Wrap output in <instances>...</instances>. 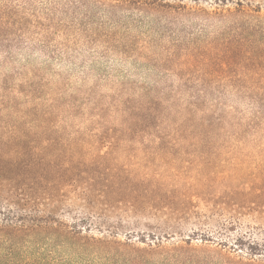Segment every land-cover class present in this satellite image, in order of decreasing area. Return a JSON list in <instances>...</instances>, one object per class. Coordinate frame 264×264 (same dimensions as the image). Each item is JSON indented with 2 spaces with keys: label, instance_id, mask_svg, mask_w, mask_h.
Instances as JSON below:
<instances>
[{
  "label": "trees",
  "instance_id": "16d2710c",
  "mask_svg": "<svg viewBox=\"0 0 264 264\" xmlns=\"http://www.w3.org/2000/svg\"><path fill=\"white\" fill-rule=\"evenodd\" d=\"M95 1L112 9H126V4L190 11L186 5H162L159 0ZM255 1L261 4L264 0ZM50 9L44 19L29 17L25 10L9 8L0 0V264H73L68 260L71 257L95 254L97 249L112 254L127 247L129 231L134 230L130 223H123L127 219L119 212L158 210V199L153 203L135 188L155 177L149 165L142 173L135 171L141 156L138 145L158 142L184 147L222 140L264 146V82L200 76L216 73L203 65L209 55L220 60L225 54L190 45H161L164 63L178 62L174 71L165 73L193 72L200 79L158 83V92L126 78L86 85L90 72L82 68L84 61L77 66L83 83H76L53 71V65L80 53L73 46L74 37L62 30L70 25L55 20ZM115 25L114 21H97L87 29L88 36H104L105 41L111 39L132 49L137 41L130 36V28L122 32ZM248 26L233 36L213 37L205 46L232 54L249 53L248 45L254 44L264 60V38L259 37L264 28L255 34ZM59 34L65 37L56 38ZM138 48L146 49L142 44ZM68 50L76 52L67 55ZM38 52L43 58L34 63ZM90 52L93 59L99 53L94 48ZM141 54L133 51L129 56ZM227 66L226 62L220 70ZM230 91L237 102L247 103V109L237 111L236 100H226ZM143 226L151 227L150 223ZM126 227V240H122L118 230ZM149 234L151 240L158 239L155 233ZM200 240L211 238L201 235ZM245 242L250 254H256V241L242 234L233 240L240 246ZM187 249L191 248L179 247L178 252Z\"/></svg>",
  "mask_w": 264,
  "mask_h": 264
},
{
  "label": "rangeland",
  "instance_id": "374dc122",
  "mask_svg": "<svg viewBox=\"0 0 264 264\" xmlns=\"http://www.w3.org/2000/svg\"><path fill=\"white\" fill-rule=\"evenodd\" d=\"M2 1L8 3L9 8L16 6L25 10L29 17L41 16L42 19L51 8L55 20L61 19L64 25H70L67 30H62L67 31L69 37H74L73 46L80 54L71 57L70 61L53 65V71L76 83H83L82 73L77 67L83 61L86 64L82 63V68L90 72L86 85L97 81L109 84L126 78L147 87L152 86L158 92V83L177 82L181 78L191 81L200 79L193 72L182 75L165 73L174 71L178 62L164 63L160 57L161 45H175L178 48L190 45L206 52L225 54L220 60L209 55L203 65L216 73L210 77L200 75L202 78L226 82H264L263 56L253 48L254 44L248 45L249 53L241 50L228 54L206 47L211 38L221 34L228 37L236 35L246 25L257 34L259 29L264 28V1L261 4L255 0L158 2L173 6L183 4L189 7L188 12H168L158 9V6L126 4V9H112L95 0H79V4L78 0H72L69 5L66 3L70 0ZM108 1L119 4L128 0ZM105 20L114 21L122 32L128 26L130 36L137 41L134 47L131 49L111 39L106 42L104 36L102 39L88 36L89 26L94 28L97 21ZM86 22L89 24L86 25ZM104 24L107 28V22ZM55 37L60 39L65 34ZM259 37L264 38V29ZM176 39L181 40L180 43ZM141 44L146 49L140 50L138 46ZM92 48L99 52L95 54V59L90 52ZM120 49L127 50V53L122 54ZM74 51L68 50L67 55ZM133 51L142 52L141 57H130ZM247 55H250L249 59ZM42 58L41 52L35 53L33 62L41 61ZM226 62L228 66L225 71H221L220 68ZM105 73H108V77ZM236 97L233 91L227 92L225 96L227 101L236 100L237 111L247 109V103L237 102ZM136 148L141 156L139 165L134 167L135 171L142 173L145 165H149V173L155 176L135 187L136 191L146 199H152L153 203V199H158V204L155 203L158 210L150 207L142 214L138 211L134 214L119 212L127 219L123 223H130L134 230L129 231L131 233L127 240L125 234L129 229L118 230L117 237L126 240L127 247H120L112 254L97 249L95 254L84 253L68 260L73 264H264V146L219 140L218 143L184 147L159 145L158 142L144 143ZM198 165L200 168L196 170ZM124 208L127 211L130 209ZM143 223H150L152 228L143 226ZM154 225L158 226L157 230ZM223 227L228 229L224 231ZM149 232L158 237H154L155 242L150 239L151 236L148 237L151 234ZM240 234L258 243L256 254H250L247 242L243 246L233 243ZM201 235L211 240L202 241ZM141 238L144 242H140ZM179 247L191 249L180 253Z\"/></svg>",
  "mask_w": 264,
  "mask_h": 264
}]
</instances>
